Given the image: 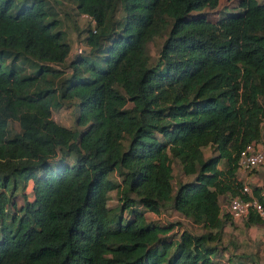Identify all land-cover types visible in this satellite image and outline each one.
Wrapping results in <instances>:
<instances>
[{
	"label": "trees",
	"instance_id": "trees-1",
	"mask_svg": "<svg viewBox=\"0 0 264 264\" xmlns=\"http://www.w3.org/2000/svg\"><path fill=\"white\" fill-rule=\"evenodd\" d=\"M69 1L90 26L65 74L46 0H0V264H224L220 199L248 198L238 160L264 140V0L218 20L202 12L220 0ZM64 103L72 127L53 117ZM174 163L190 177L176 189ZM168 209L202 231L147 220Z\"/></svg>",
	"mask_w": 264,
	"mask_h": 264
},
{
	"label": "rangeland",
	"instance_id": "rangeland-1",
	"mask_svg": "<svg viewBox=\"0 0 264 264\" xmlns=\"http://www.w3.org/2000/svg\"><path fill=\"white\" fill-rule=\"evenodd\" d=\"M33 1L34 0H17L18 3L20 2L31 3ZM238 1L239 0H220L216 8L205 9L202 12V14L207 15V17L211 20H218L221 17L227 16L230 14H236L240 10L238 6ZM46 2H47V8H48L50 16L54 17L55 19L59 21L60 26L66 33L67 40L69 41L71 45V52H70L69 58H67L68 60H66V63L64 65L57 67L63 73L69 74L70 69L67 67L68 62L72 59L74 55L78 54L79 52H82V50L86 48L84 41H83V37L86 35V29L90 26V20L85 15H82V16L79 15L76 10L75 5L69 0H46ZM194 14H198V13H194ZM119 15L120 13L118 12L116 16H119ZM160 45H161L160 38L154 40L153 42L147 43V46H146L147 52L153 59L157 58ZM5 61H6L5 66H8V64H10L11 62L10 59L9 60L7 59ZM15 64L18 66V69L22 74L28 75L31 72L32 63L30 62V59L21 58ZM53 117L54 119L64 124L65 126L72 127L74 124V118H75L74 105L72 104L68 105L64 103L59 109H54ZM263 131H264V122H263ZM205 155L206 156L210 155L209 149L205 150ZM220 168H225L224 162L220 163ZM173 174H174L173 184H174L175 189L179 182H185L190 179L189 176H184L182 174L180 167L177 163L173 164ZM251 174H254L255 178H257L256 182L255 183L253 182L252 185L259 186L260 184L264 183V178L262 176H257L254 172H251ZM245 176L246 174H242L240 172V177L245 178ZM109 177L112 180H119L116 173L109 174ZM27 194H28V197L30 198L31 196L30 191L27 190ZM15 201L18 207L22 205L23 201L20 196L15 198ZM228 202H229V199L221 197L220 204H221V208L223 212L226 211ZM107 205L108 207H112V208L114 206H117L115 190H113L109 194ZM130 216H131L130 212H126L123 215L125 220L130 218ZM146 217H147V220L153 221V222H156V221L160 223L180 222L181 223V226L179 227L180 230L186 229L192 233H200L202 231L199 225L192 223V221H190L189 219H186L184 217L177 215L171 209L164 210L159 215H156L151 212H147ZM235 228L239 229L240 231L243 230L244 229L243 223L240 222L239 224L236 225ZM174 229H178V227H175ZM238 236H239L238 234H234V233L226 232V231L224 232V235L222 237V247H223L222 248V258L224 262H228L230 256H233V254H230L231 249H232L231 246L233 247L235 246V248L239 247V244L241 243V239L238 238ZM259 240L262 241L261 239ZM259 240L257 239V242H254V243L250 241L252 244H255L256 248H258V250L252 253L255 259H252L249 255H245L246 257L241 258V261L243 263L254 262L255 264H264V246H263L264 241L261 242L262 243L261 245L259 243ZM260 247H262L263 249L262 255L260 254ZM239 248H241V246Z\"/></svg>",
	"mask_w": 264,
	"mask_h": 264
},
{
	"label": "built area",
	"instance_id": "built-area-1",
	"mask_svg": "<svg viewBox=\"0 0 264 264\" xmlns=\"http://www.w3.org/2000/svg\"><path fill=\"white\" fill-rule=\"evenodd\" d=\"M81 51V50H80ZM239 172L251 173L260 172L264 178V140L259 143L248 144L240 153L238 160ZM259 199L253 196V192L249 182L245 181L242 187V193L247 194L248 198L231 197L226 207V211L230 214L233 220L244 221L249 212L252 210L259 214L264 219V183L258 186ZM235 264H255L249 263H235Z\"/></svg>",
	"mask_w": 264,
	"mask_h": 264
},
{
	"label": "crops",
	"instance_id": "crops-1",
	"mask_svg": "<svg viewBox=\"0 0 264 264\" xmlns=\"http://www.w3.org/2000/svg\"><path fill=\"white\" fill-rule=\"evenodd\" d=\"M257 176H261L260 172H254ZM256 179L254 174H251V173H248L246 174L245 176V181L253 184V182L255 183L256 182ZM233 223L230 225V224H227L225 225L224 227V232H231V233H234V234H238V238L241 239V243L239 244V247L241 246V248H235V246H231L232 249H231V253L230 254H233V256H230L228 262H224L223 258L221 259L222 262L224 264H235V263H241V258L243 257H246L245 255H249L252 259H255L254 256L252 255L253 252H255L256 250H258V248H256L255 244H252L250 241H252L253 243L254 242H257V239H261L262 241H264V228L262 226H259V225H253V226H250V227H246L244 225V221H241V220H233L232 221ZM243 223V226H244V229L243 230H239L236 227L237 224L239 223ZM229 225V226H228ZM262 227V228H260ZM262 241L259 240V243L262 245ZM264 246V245H263ZM245 249V250H244ZM247 250V251H246ZM230 251V250H229ZM260 254L262 255L263 254V249L262 247H260ZM243 263V262H242Z\"/></svg>",
	"mask_w": 264,
	"mask_h": 264
}]
</instances>
